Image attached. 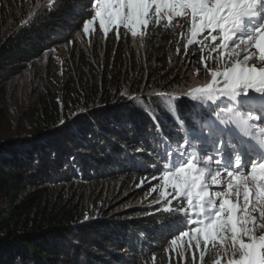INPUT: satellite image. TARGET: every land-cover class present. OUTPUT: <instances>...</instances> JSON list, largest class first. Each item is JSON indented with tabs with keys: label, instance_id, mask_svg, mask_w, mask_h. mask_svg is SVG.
<instances>
[{
	"label": "trees",
	"instance_id": "1",
	"mask_svg": "<svg viewBox=\"0 0 264 264\" xmlns=\"http://www.w3.org/2000/svg\"><path fill=\"white\" fill-rule=\"evenodd\" d=\"M33 2L0 0V264H169V255L173 264L163 206L137 201L159 179L168 147L183 139L177 119L199 128L186 99L175 101L177 116L144 95L181 77L164 57L176 35L160 28L145 35L144 62L113 33L87 52L75 35L88 0H59L31 15ZM57 44L72 46L66 109L41 93L34 131L4 139L9 79ZM127 88L142 95L129 100L121 95ZM72 101L85 110L69 112Z\"/></svg>",
	"mask_w": 264,
	"mask_h": 264
},
{
	"label": "snow or ice",
	"instance_id": "2",
	"mask_svg": "<svg viewBox=\"0 0 264 264\" xmlns=\"http://www.w3.org/2000/svg\"><path fill=\"white\" fill-rule=\"evenodd\" d=\"M86 7L85 35L98 28L119 40L123 30L143 40L163 28L181 37L178 54L196 44L201 63L215 62L205 63L207 82L182 94L209 116L203 123L193 116L199 128L192 131L177 119L183 139L161 158L159 179L152 177L163 189L152 203L163 202L157 211L173 235L164 251L180 262L192 251L191 264L196 251L201 264H264V0H88ZM158 96L178 116L180 95Z\"/></svg>",
	"mask_w": 264,
	"mask_h": 264
},
{
	"label": "rangeland",
	"instance_id": "3",
	"mask_svg": "<svg viewBox=\"0 0 264 264\" xmlns=\"http://www.w3.org/2000/svg\"><path fill=\"white\" fill-rule=\"evenodd\" d=\"M33 9L30 10L33 15L36 12L41 11V9L48 7L49 4L47 0H34ZM98 25V21H97ZM163 32L164 29L160 28ZM81 35L78 37L77 34L75 37L78 38V42L81 45L86 46L84 51H91V48L94 49L96 46H99V41L96 46L90 47L93 45L94 40L101 39L104 41L107 36L111 33L110 31L108 35L105 37L103 32L96 28L92 34L85 35L83 32H80ZM117 42L123 40L125 46L128 50H132L131 53H134L135 58L141 59L143 62L145 55V37L143 40L140 37L133 38L131 34L128 35L123 34V30L121 31V37L119 40L115 38ZM181 40L179 35H176V42ZM105 42V41H104ZM173 48L164 45L165 52L164 57L167 60V66H172V68L179 69V73L181 77L175 79L174 86L171 89H162L159 90H148V87L143 89L145 90L144 95L149 93L152 98L159 97L158 94L163 93H173L179 94L180 100L186 99L188 108L193 114H198L199 108H203V106H194V102L191 101L188 97L183 96L182 94L186 92L191 87L201 86L207 80L210 79V76L205 72V63L209 66H214L215 62L212 60H207L205 63L200 62V53L198 51L199 45L192 44L188 46V53L185 54L183 47L181 46L179 54L177 53V43ZM88 45V46H87ZM70 48L72 46L67 45H55L51 47L49 50L45 51L42 57H38L35 62L37 66L35 67L33 64L29 66L27 70H24L21 74L15 75L11 77L7 83V99L5 102L6 112L8 114L7 121L2 126V137L4 139H14L17 137H24L32 133L36 127V117H35V106L34 102L37 95L41 93L44 94L48 92V94H53L54 102L57 100L60 104L64 105V109H66V99L68 98V72L69 64L71 63L70 58ZM172 49L167 52L169 49ZM54 49V51H52ZM93 51V50H92ZM148 56V55H147ZM179 59L178 63L174 62V60ZM69 60V61H68ZM126 96H136L140 93H134V90L128 88L125 90ZM51 94V95H52ZM142 94H140L141 96ZM46 97V96H44ZM50 98V97H48ZM179 100V99H178ZM45 101H48L47 99ZM45 104V102H44ZM70 109L69 112L77 113L79 111L85 110L84 108H77L79 103L72 101L69 104ZM66 114V112H65ZM207 155V152L204 153ZM162 182V181H160ZM158 180L156 182L148 183V191L143 194L142 197L137 201L140 204L146 207H153L155 204L152 203L159 195L160 190H156L155 186L157 185ZM215 187V186H214ZM168 192H171V189H167ZM171 199V197H169ZM175 201H173V204ZM160 206H164L163 203H157ZM130 206V204H128ZM187 239V238H184ZM178 245L183 246V240L178 241ZM195 255L197 257L196 264H201L199 260L200 252L196 251ZM173 264H191L192 261V251H189L185 254L184 261L180 262L179 258L175 256L174 253ZM205 258L207 259V254L205 253Z\"/></svg>",
	"mask_w": 264,
	"mask_h": 264
}]
</instances>
